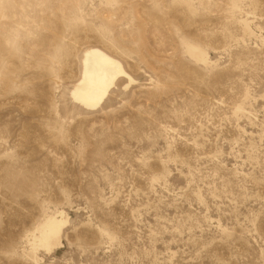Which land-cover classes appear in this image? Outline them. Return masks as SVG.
I'll return each instance as SVG.
<instances>
[{
	"label": "rangeland",
	"instance_id": "rangeland-1",
	"mask_svg": "<svg viewBox=\"0 0 264 264\" xmlns=\"http://www.w3.org/2000/svg\"><path fill=\"white\" fill-rule=\"evenodd\" d=\"M90 46L135 82L89 111ZM0 264H264V0H0Z\"/></svg>",
	"mask_w": 264,
	"mask_h": 264
},
{
	"label": "bare ground",
	"instance_id": "bare-ground-1",
	"mask_svg": "<svg viewBox=\"0 0 264 264\" xmlns=\"http://www.w3.org/2000/svg\"><path fill=\"white\" fill-rule=\"evenodd\" d=\"M70 50L69 56L58 50L51 55L67 80L69 98L85 110L99 108L115 88L135 82L117 58L100 48L90 46ZM66 224L67 219L60 211L45 216L26 236L28 257L37 261L39 251L49 253L58 246Z\"/></svg>",
	"mask_w": 264,
	"mask_h": 264
}]
</instances>
